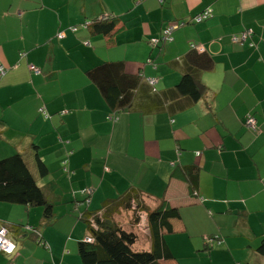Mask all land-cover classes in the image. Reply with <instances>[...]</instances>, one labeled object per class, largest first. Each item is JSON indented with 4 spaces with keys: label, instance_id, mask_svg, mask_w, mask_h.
Returning <instances> with one entry per match:
<instances>
[{
    "label": "crops",
    "instance_id": "crops-1",
    "mask_svg": "<svg viewBox=\"0 0 264 264\" xmlns=\"http://www.w3.org/2000/svg\"><path fill=\"white\" fill-rule=\"evenodd\" d=\"M207 11L210 19L192 21ZM112 16L103 26L113 25L109 36L71 31ZM180 22L187 24L164 48L151 46ZM246 32V42H233ZM198 48L216 67L201 75L205 97L184 111L188 99L178 97L164 111L126 110L110 120L115 113L87 75L99 64L125 62L147 92L148 80H157L155 95L148 93L154 97L196 70L188 58ZM1 66L8 71L0 76V160L40 155L49 174L36 179L56 219L46 226L41 208L0 204V226L13 228L17 246L12 258L0 254V264H80L78 243L89 231L78 212L132 190L152 210L180 212L165 235L175 259L162 264H264V0H0ZM250 115L255 133L244 126ZM84 190H93L91 202L77 208ZM130 219L119 222L130 226ZM27 225L41 230L49 250ZM135 248L151 250L148 232Z\"/></svg>",
    "mask_w": 264,
    "mask_h": 264
},
{
    "label": "trees",
    "instance_id": "trees-1",
    "mask_svg": "<svg viewBox=\"0 0 264 264\" xmlns=\"http://www.w3.org/2000/svg\"><path fill=\"white\" fill-rule=\"evenodd\" d=\"M158 1L160 4L166 2V0ZM107 19L109 18L91 20L89 23L85 22L83 26H76L73 28L74 31L73 29L71 31L76 33L81 28L91 31V34L100 33L109 36L114 29L113 25L109 27L103 26L116 18L112 16L109 20ZM195 19L192 20L194 23H196ZM178 24L184 26L187 23L180 22ZM172 25L175 24L168 26L156 40L151 42L153 48H164L167 43L173 40V34L176 30L172 32V40L166 38L164 34ZM59 38L61 40L60 36ZM25 55L22 54L20 57L23 58ZM188 61L194 65L196 70L187 71L174 89L167 90L163 94L154 97L149 96L148 93L155 95V87L151 86L146 80L149 86H147V92L143 85V78L139 75L129 74L125 62L99 64L88 71L87 75L90 82L99 90L105 103L115 113L111 114L110 120H118L116 113L126 110L145 112L147 109L149 111V108H154L153 111L149 112L164 111L166 104L169 101H176L178 97H186L188 99V103L181 108V111H184L193 107L205 97L207 89L200 82L201 75L205 72L214 71L216 67V62L211 56L196 49H192ZM30 70L35 74H40L41 72L36 66H30ZM7 71L1 66L0 76L4 77ZM140 93L145 94L141 105L136 104L137 96ZM39 112L45 119L52 118L46 108H41ZM248 117L244 121L245 128L252 133L257 132V130L251 131L246 127ZM253 117L255 118V116ZM38 148V146H34L33 149L38 150ZM30 157L32 158L18 153L0 160V204L31 209L41 208L43 210V223L48 226L56 219L55 205L38 184L36 177L37 174L40 177H46L49 174V170L39 154L35 153L34 156ZM31 161L35 164V167L30 165ZM67 165L68 163L64 162L63 170L69 173ZM189 172L191 184L194 186L198 180L196 168H190ZM80 194L84 197V201L76 202L77 208L81 205L88 207L93 190L90 192L88 190L85 192L84 190ZM145 215V233L148 232L149 234L152 248L150 251H139L135 247L139 240V234H142L139 231ZM125 216L131 218L130 226L119 222V219ZM78 218L86 223L89 231V235L78 243V255L82 264H162V262L175 259L167 244L165 235L173 233L172 222L180 219L179 210L168 207H159L152 210L143 202L142 192L139 190H132L119 199L107 200L97 211L78 212ZM23 228L36 237L39 246L47 250L50 249L39 228L28 225ZM0 229L7 230L9 240L15 245V250L12 253L0 251V254L12 258L17 250L16 244L11 239L13 228L9 225L0 226ZM262 250L264 251V246Z\"/></svg>",
    "mask_w": 264,
    "mask_h": 264
},
{
    "label": "built area",
    "instance_id": "built-area-1",
    "mask_svg": "<svg viewBox=\"0 0 264 264\" xmlns=\"http://www.w3.org/2000/svg\"><path fill=\"white\" fill-rule=\"evenodd\" d=\"M161 1H163V0H161ZM211 16H212L211 12L207 11V12L199 15L194 21L196 23H202V22L207 21L208 19H210ZM181 26H183V25L182 24L181 25H179V24L172 25L170 28H168L165 31V33H164L165 37L170 39V40H172L171 39L172 32H174L175 30H178ZM73 31H74V29H73ZM63 38H65V36H61V39H63ZM249 38H250V32H246V33L243 34L241 39L235 38L233 40V42L240 44V43L246 42L247 39H249ZM198 50L200 52H203V49L198 48ZM148 83L151 86L154 87L157 84V80L156 79H149ZM246 127L249 130H251V131H256L257 130V121H256V119L253 116H249L247 118ZM143 226L144 227L141 228V231L145 232V224ZM209 243L213 244V241L211 240V241H209ZM14 250H15V245L12 243V241L9 240L7 230L0 229V251H4V252H7V253H12Z\"/></svg>",
    "mask_w": 264,
    "mask_h": 264
},
{
    "label": "rangeland",
    "instance_id": "rangeland-1",
    "mask_svg": "<svg viewBox=\"0 0 264 264\" xmlns=\"http://www.w3.org/2000/svg\"><path fill=\"white\" fill-rule=\"evenodd\" d=\"M81 223L83 224V225H85L82 221H81ZM86 226V225H85ZM141 233H142V235H145V233H144V231H141ZM80 258V257H79ZM80 260V259H79ZM80 264H82L81 263V260H80Z\"/></svg>",
    "mask_w": 264,
    "mask_h": 264
}]
</instances>
